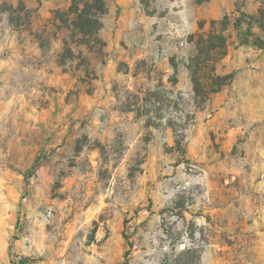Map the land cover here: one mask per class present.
I'll return each mask as SVG.
<instances>
[{"label":"rangeland","instance_id":"obj_1","mask_svg":"<svg viewBox=\"0 0 264 264\" xmlns=\"http://www.w3.org/2000/svg\"><path fill=\"white\" fill-rule=\"evenodd\" d=\"M72 3L0 0V264H264L263 4L135 0L127 29L106 0L84 35ZM225 15L201 101L191 37Z\"/></svg>","mask_w":264,"mask_h":264},{"label":"trees","instance_id":"obj_2","mask_svg":"<svg viewBox=\"0 0 264 264\" xmlns=\"http://www.w3.org/2000/svg\"><path fill=\"white\" fill-rule=\"evenodd\" d=\"M197 4H202L208 0H194ZM263 8L257 17L248 15V25L256 21L264 32V0H259ZM107 12L106 0H73L69 9V15L72 19L66 18L63 13H59L61 19L67 26H73L76 30L84 35L96 34L102 27L101 17ZM242 21L240 18L234 23L238 29ZM231 25V18L225 15L220 20H211L210 28L207 32L196 33L191 37L197 46V54L190 59L188 69L191 74L193 87L197 97L201 101H207L213 93L221 91L225 86L230 84L234 78L233 73L220 74L217 72V65L228 53L229 35L227 31ZM204 28V24H200ZM253 35L250 27L247 29L246 37L241 40L242 44L250 43V36ZM254 45L264 49V38L257 36L254 39ZM176 71L177 65L173 63ZM174 82H177L175 77ZM18 264H28V260Z\"/></svg>","mask_w":264,"mask_h":264},{"label":"crops","instance_id":"obj_3","mask_svg":"<svg viewBox=\"0 0 264 264\" xmlns=\"http://www.w3.org/2000/svg\"><path fill=\"white\" fill-rule=\"evenodd\" d=\"M119 2H121V4L124 6V21H125V28H129L132 26V16L135 12V0H119Z\"/></svg>","mask_w":264,"mask_h":264}]
</instances>
